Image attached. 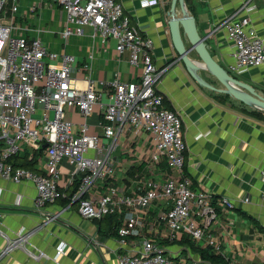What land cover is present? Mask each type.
Listing matches in <instances>:
<instances>
[{
  "label": "built area",
  "instance_id": "built-area-1",
  "mask_svg": "<svg viewBox=\"0 0 264 264\" xmlns=\"http://www.w3.org/2000/svg\"><path fill=\"white\" fill-rule=\"evenodd\" d=\"M20 1L0 0V176L15 183L31 181L37 209L63 196L76 203L78 213L86 219L120 216L116 234L121 242L137 237L138 243L132 253L118 256V264H189L158 242L177 241L183 236L196 245L210 247L231 264L212 230L217 209L231 208L233 203L226 197L214 198L194 189L183 171L187 145L182 119L164 105L163 95L156 90L165 67L158 68L153 61V40L132 25L119 0L33 3L31 11L41 9V1H45L64 12L65 20L58 31L19 22ZM256 8L255 0H244L219 24L232 50V61L227 66L232 76L264 67V36L258 34L249 16ZM84 27H90L91 36L100 38L103 44L114 39L117 54L126 53L128 63L140 69L139 76L124 81L116 72L106 88H102L104 82H99L97 89L90 77L73 76L74 55L49 49L41 37L42 33L58 34L67 41L83 35ZM261 28L264 32V24ZM96 108L99 120L91 125L88 119ZM73 111L78 112L81 122L75 124L71 119ZM142 135L148 144L140 153L145 179L136 181L129 190L114 182V156L122 146V138L133 141ZM40 149L43 161L39 171L12 161L14 155L24 151L29 158L34 157ZM162 161L166 162V170L160 167ZM62 163L69 166L72 182L80 175L77 187L67 196L59 185ZM260 180L264 181V170ZM152 206H158L155 215H150ZM158 235L161 238H155ZM0 237L6 241L0 258L15 248L34 259L44 256L42 251L34 253L27 247L26 233L9 237L0 229ZM66 245L60 243L54 258Z\"/></svg>",
  "mask_w": 264,
  "mask_h": 264
},
{
  "label": "crops",
  "instance_id": "crops-1",
  "mask_svg": "<svg viewBox=\"0 0 264 264\" xmlns=\"http://www.w3.org/2000/svg\"><path fill=\"white\" fill-rule=\"evenodd\" d=\"M119 1L132 25L153 40L151 52L155 65L165 67L156 83V90L181 116L182 134L187 145L183 168L185 175L190 178L194 189L206 191L214 198L226 197L233 203L231 208L220 206L217 209L218 217L212 234L218 235L221 252L229 257L231 264H264V181L260 180L264 170V121L240 113L229 102L218 103L213 97L215 91L198 85L183 64L176 60L164 25L165 11L168 10L166 5H170V0H157L152 5L140 3L145 0ZM243 1L191 0V10L187 9L195 16L201 34L211 31L207 39L209 50L225 68L232 61V50L225 30L219 24ZM35 2L37 0L19 2V22L31 28L61 29L64 12L45 1H41V9L31 11ZM255 3L257 8L249 16L252 26L260 36H264L261 28L264 24V2L255 0ZM176 11H179L178 3ZM91 35L92 29L85 27L83 35L73 36L67 41H63L58 34L42 33L41 37L49 49L74 55L73 76L78 79L90 77L97 89L99 82H104L102 88H106L116 72L124 81L139 76L140 69L128 63L127 54H117L114 39L103 44L100 38ZM83 65H87L88 69H83ZM201 75L218 87L213 76L205 71ZM238 79L264 96V67L251 68ZM70 116L75 124L82 121L76 111ZM98 120L96 108L88 121L94 125ZM146 138L145 135L133 141L122 138V146L114 156L116 184H124L130 190L136 181L145 179L142 171L137 174L138 177V170L133 178L128 174L131 168L134 171L141 165L143 158L139 150L148 147L144 143ZM42 161L41 155H38L36 170H41ZM118 170L120 174L117 176ZM72 183L69 166L62 163L59 185L66 196L73 190ZM35 196L36 189L31 181L15 183L0 176V229L9 237L26 233L27 247L34 253H44V256L34 259L22 249L15 248L0 258V264H118V256L132 253L138 243L137 237H128L126 243H122L112 231L111 219H86L78 213L76 203L65 202L63 196L42 209L35 207ZM157 207H151L150 215H155ZM164 233L163 230L161 235ZM155 238L161 237L158 235ZM61 242L67 244L66 248L54 258ZM5 244V239L0 237V251ZM165 249L191 263L203 261L188 246L165 245ZM202 264L210 263L203 261Z\"/></svg>",
  "mask_w": 264,
  "mask_h": 264
},
{
  "label": "water",
  "instance_id": "water-1",
  "mask_svg": "<svg viewBox=\"0 0 264 264\" xmlns=\"http://www.w3.org/2000/svg\"><path fill=\"white\" fill-rule=\"evenodd\" d=\"M177 3L179 11H176ZM164 25L169 33L170 46L175 52L176 60L183 64L193 81L215 92L227 94L252 109L264 112V96L250 84L229 74L214 58L207 41L211 31L203 34L199 32L196 18L188 12L184 0H170L169 8L165 11ZM202 71L213 76L218 87L205 80L201 75Z\"/></svg>",
  "mask_w": 264,
  "mask_h": 264
},
{
  "label": "trees",
  "instance_id": "trees-1",
  "mask_svg": "<svg viewBox=\"0 0 264 264\" xmlns=\"http://www.w3.org/2000/svg\"><path fill=\"white\" fill-rule=\"evenodd\" d=\"M184 1H185L186 6H187V9L191 10L189 7L191 0H184ZM166 8L167 9L169 8L168 4L166 5ZM225 69L227 70V68H225ZM235 77L238 78L239 76H235ZM213 97L220 104H224L226 102H229L232 106H235L239 110L240 113H242V114H244V115H246L252 119H255L257 121H264V112L263 111H260L257 109H252V108L244 105L243 103L237 101L236 99L231 98L227 94L215 92ZM163 101H164V105L167 108L173 110L170 106H168L167 102L165 101V98ZM235 103H237V104L235 105ZM40 151H41V149L39 150L38 154H36L37 152H35L34 157H31V158H29L28 152L24 151L23 153L14 155L12 158V161L16 165H20V166H24V167H28L30 169L36 170V168H35L36 158L39 155V153H41ZM142 165H144V164L141 163V165L137 169H135L134 171L131 168V171H130V173L128 172L129 173L128 175H130L133 178V175L136 173L135 172L136 170H138L136 174H140V172L143 169ZM160 167H161V169L166 170V168H167L166 162L162 161ZM183 168H184V166H183ZM79 181H80V175H76L74 180H73V183H72L73 184V190H75ZM63 200L65 202H67V201L69 202V200L66 197H64ZM104 217L105 218L107 217V219L112 220V231L116 232V228L119 224L120 216H117L116 214H108V215H105ZM93 220H97V219H93ZM158 242L164 246L165 245H173V244H180L183 246H188V248L191 250L192 253L198 254L200 256L201 260L207 261L210 264H230L228 262V260H226L222 255H220L219 253L213 252V250L210 247L196 245L187 236H183L181 239H179L177 241L159 240ZM202 262H197V263L188 262V263L189 264H202Z\"/></svg>",
  "mask_w": 264,
  "mask_h": 264
},
{
  "label": "rangeland",
  "instance_id": "rangeland-1",
  "mask_svg": "<svg viewBox=\"0 0 264 264\" xmlns=\"http://www.w3.org/2000/svg\"><path fill=\"white\" fill-rule=\"evenodd\" d=\"M84 29H85V27H84ZM201 32H202V31H201ZM238 78H241V76H239ZM139 152L142 154L143 150L140 149ZM119 174H120V173H119V170H118V172H117V176H118Z\"/></svg>",
  "mask_w": 264,
  "mask_h": 264
}]
</instances>
